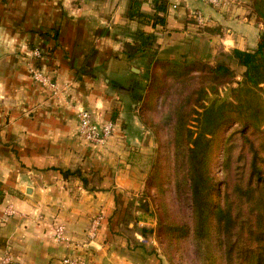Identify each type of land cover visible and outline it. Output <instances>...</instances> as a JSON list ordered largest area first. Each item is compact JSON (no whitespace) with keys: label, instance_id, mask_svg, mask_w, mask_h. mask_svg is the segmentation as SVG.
<instances>
[{"label":"crops","instance_id":"1","mask_svg":"<svg viewBox=\"0 0 264 264\" xmlns=\"http://www.w3.org/2000/svg\"><path fill=\"white\" fill-rule=\"evenodd\" d=\"M167 1L165 25L153 29L123 17L128 0H0V262L126 264L114 245L120 224L114 228V222L126 208L122 199L134 198L142 183L131 169V152L125 154L142 135L134 112L152 62L127 60L124 46L141 31L155 36L163 62L211 61L218 52H253L261 36L247 0H232L225 12L197 0ZM141 11L154 13L150 1ZM193 12L206 19L202 33L190 19ZM34 48L48 53L45 60L30 58ZM44 66L63 89L59 98L31 78L32 67ZM116 105L105 149L79 136V109L102 122ZM60 169L83 171L88 187ZM91 170L106 188L90 186ZM99 215L96 239L85 245ZM56 224L67 242L53 240Z\"/></svg>","mask_w":264,"mask_h":264},{"label":"trees","instance_id":"2","mask_svg":"<svg viewBox=\"0 0 264 264\" xmlns=\"http://www.w3.org/2000/svg\"><path fill=\"white\" fill-rule=\"evenodd\" d=\"M147 1L154 10L151 15L141 11ZM167 6V0H128L123 17L158 29L165 25ZM251 11L264 30V0H251ZM124 56L129 61L149 58L154 65L155 36L138 32L133 44L124 46ZM230 57L242 69L235 87L229 86L234 74L225 64L208 66L194 62L182 74L186 79L191 73L201 76L182 82V88L176 90L177 99L170 102V112L174 114L171 131L175 163L181 176L176 190L178 196L181 189L185 195L191 222H181L175 229L183 238L193 233L195 246L203 247L210 254L207 258H211L214 249L223 264H264V32L253 52L233 50ZM165 64L177 72L178 63ZM197 79L198 87L187 97L182 96L183 86ZM219 86H226L222 90L230 96L227 92L223 96ZM117 114L118 105L108 114V121L115 124ZM191 121L194 126L189 124ZM231 124H237L239 129L225 142L222 163L225 188L220 201L212 202L217 193L208 171L212 139L221 128ZM256 134L263 135V142L255 145L251 137ZM237 137L242 141L240 148L235 146ZM236 149L239 152L235 154ZM60 171L64 178L77 176L88 187L83 171ZM120 212H116L114 228L120 222ZM136 249L154 262L152 252L146 253L141 245Z\"/></svg>","mask_w":264,"mask_h":264},{"label":"rangeland","instance_id":"3","mask_svg":"<svg viewBox=\"0 0 264 264\" xmlns=\"http://www.w3.org/2000/svg\"><path fill=\"white\" fill-rule=\"evenodd\" d=\"M226 1V6L222 8L209 7L218 12H225L232 5V0ZM247 4L251 7V0H247ZM252 16L253 21L259 25L260 32L263 33V26L257 22L253 13ZM194 27L197 33H202L206 26ZM230 53L218 52L211 61L188 59L187 62H180L175 68L179 73L174 72L173 68L170 69V65L167 67L166 61L163 62L158 58L154 65L152 63L150 78L146 84L147 89L144 90L143 99L138 104V112H134L142 135L139 142L132 148H128L125 154L127 157L128 152H131L132 155H129L131 169H134V173L140 180L142 179V183L134 198L127 196L122 199L127 202L126 208L119 209L120 224L114 233L117 237L114 245L121 250L118 257L124 258L126 264H223L214 249L211 258H207L210 254L203 247L195 246L193 233L189 232V235L183 238L175 229L181 222H188V220L190 222V208L185 201L182 189L180 196L176 190L181 176L175 163L171 131L174 114L170 112V102L177 99L176 90L182 88V82L188 81L192 76H201L199 73H191L186 79L187 76L182 74L190 69V64L194 62L208 66L225 64L234 74L229 86L235 87L241 79L242 69L232 60ZM192 69L194 72L197 67ZM199 83V79L186 83V87L183 86L185 90L182 96L187 97ZM223 87L219 86L218 91H221ZM226 92L222 90V95L224 96ZM226 95L230 96L229 92ZM193 123L191 121L189 124L194 126ZM238 129L237 124H231L221 128L212 139L208 171L217 191L214 193L212 202L220 201L219 198L224 192L222 163L225 142ZM251 139L256 145L263 142V135L256 134ZM241 144L242 141L237 137L236 148H240ZM236 152L239 150L236 149L235 154ZM90 173L92 188H106L98 173L92 170ZM140 245L145 248L146 253H153L154 262L148 261L144 252L139 249L134 250Z\"/></svg>","mask_w":264,"mask_h":264},{"label":"built area","instance_id":"4","mask_svg":"<svg viewBox=\"0 0 264 264\" xmlns=\"http://www.w3.org/2000/svg\"><path fill=\"white\" fill-rule=\"evenodd\" d=\"M199 3L211 6L213 8L219 9L226 6V0H197ZM176 5L173 4L171 9H176ZM190 19L198 27H203L206 25V19L199 12H193L190 14ZM48 53L41 48H34L30 53V58L35 60H45ZM31 78L34 83L40 85L44 88L51 96L59 98L62 95L63 89L57 86L56 81L52 78L51 73L48 72L46 66L44 68L30 69ZM78 122V134L79 136L89 144L97 148H104L107 146L109 139L114 133V124L111 121L105 120L102 122H96L93 119L92 113L86 109H79L76 113ZM12 214L13 211L9 210L8 214ZM103 216L99 215L93 218L90 223L88 233L86 236L85 245H89L96 239L97 232L100 228ZM52 238L55 242H67V237L65 235V229L63 225L56 224L54 226V231ZM0 264H9V259L4 258ZM64 264H86L82 261L66 259Z\"/></svg>","mask_w":264,"mask_h":264},{"label":"water","instance_id":"5","mask_svg":"<svg viewBox=\"0 0 264 264\" xmlns=\"http://www.w3.org/2000/svg\"><path fill=\"white\" fill-rule=\"evenodd\" d=\"M261 35H262V33H261Z\"/></svg>","mask_w":264,"mask_h":264}]
</instances>
